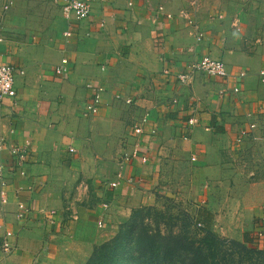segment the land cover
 I'll return each instance as SVG.
<instances>
[{"label":"crops","instance_id":"0c3cea01","mask_svg":"<svg viewBox=\"0 0 264 264\" xmlns=\"http://www.w3.org/2000/svg\"><path fill=\"white\" fill-rule=\"evenodd\" d=\"M3 2L0 64L24 74L0 105V242L10 230L15 245L0 251V264H86L134 210L171 195L169 169L180 161L197 178L191 196L206 205L228 199L246 149L257 173L248 203L264 198V0H94L79 23L64 14V0H12L5 14ZM206 56L223 61L228 77L178 80ZM64 58L70 71L59 75ZM89 86L102 89L96 114ZM26 140L32 156L16 166L11 148ZM137 146L140 155L120 169ZM20 203L30 208L24 218ZM263 205L243 234L248 244ZM212 214L202 207L194 216L210 229Z\"/></svg>","mask_w":264,"mask_h":264},{"label":"rangeland","instance_id":"374dc122","mask_svg":"<svg viewBox=\"0 0 264 264\" xmlns=\"http://www.w3.org/2000/svg\"><path fill=\"white\" fill-rule=\"evenodd\" d=\"M4 1L5 3L3 2L1 6L4 10L3 14L12 7L6 8L12 0ZM247 135L248 131L245 136ZM248 154L246 149L240 148L238 151L237 160L232 167L235 173V180L231 182L233 191L229 193L228 199L209 197L206 205L200 203L197 194L191 196L192 179L197 178L195 172L193 173L184 161H180L169 169L171 177L168 189L171 195L160 197L155 206L134 210L129 219L119 226L107 242H111L128 224L133 227L127 226V231L131 228L133 233L138 235L143 232L144 237L155 236L164 243L177 246L176 260H183L184 264H264V245L248 244L243 236L252 226L253 220L258 215L257 210L264 202V198L256 197L248 203L251 197L247 195L250 192L247 184L255 182L256 180L251 178L257 176L254 171H248L250 167L247 165L249 164ZM250 173H252L251 176H249ZM202 207L213 211L210 229L199 226L196 222L194 214ZM136 211L139 212L136 213ZM134 238L135 236L131 241H134ZM123 242L124 251L130 256L133 251L132 245L128 240ZM109 248H113L112 243ZM133 255L137 256L135 252ZM118 259L123 260L124 255L120 254ZM144 260L143 257L141 261ZM137 262L136 260L135 264ZM169 262L165 260L161 264H169Z\"/></svg>","mask_w":264,"mask_h":264},{"label":"built area","instance_id":"2783aa9c","mask_svg":"<svg viewBox=\"0 0 264 264\" xmlns=\"http://www.w3.org/2000/svg\"><path fill=\"white\" fill-rule=\"evenodd\" d=\"M94 0H64L63 12L66 17L71 18L74 22L79 23L80 21L88 18L92 12V4ZM12 4V1L10 2ZM8 4L6 8L9 7ZM72 29L66 30L64 36L70 38L73 36ZM70 71L69 67V60L68 58L62 59L61 64L56 68V73L59 75H67ZM195 72H201L208 77H219V78H227L229 73L226 69V66L223 61L213 59L209 56L204 57L200 62L193 66L191 72H182L178 75V80L186 84L189 82L193 74ZM168 74L169 71H166ZM18 74H24V71L16 68L12 64H0V105L3 101L7 98H11L16 96V88H15V81ZM264 74V72H263ZM246 76V72H241L238 77L239 81L235 86L232 88L234 93H238L241 89V82H243V78ZM93 90V95L91 98V102L88 105V111L92 114H96L98 112L99 103L101 99V91L102 89L94 86H89ZM130 102V101H129ZM149 122L148 115L145 116L141 123H138L133 128V133L136 135H141L145 133V127ZM197 120L192 118L189 120V124L192 126L196 123ZM251 128H254V125H251ZM156 130H151L152 134H155ZM247 132H243L242 135L244 136ZM6 141H0V151L5 149ZM31 142L30 140H26L24 146H12L11 152L15 158L16 166H22L29 160L32 156V151L30 149ZM70 152H74V149L71 148ZM140 155L139 146L133 154L125 155L119 161L120 169L123 168L124 164L131 162L134 157ZM145 160V158H144ZM22 174L24 172L21 171ZM3 176V165H0V179ZM118 178L121 179L122 171L118 172ZM131 181V179L129 180ZM111 187L116 188L119 186V181L111 182L109 184ZM3 202H6L5 193L3 192ZM19 217L24 218L29 212L30 208L23 203L19 204ZM55 212H51V216L54 215ZM99 226L102 227L103 223L100 221ZM200 226V225H199ZM14 234L10 230L5 231V235L3 236L0 242V251L9 254L15 249L14 241H13ZM255 245L263 246L264 245V205L262 206V214L259 216L257 220H255L254 231H253V243Z\"/></svg>","mask_w":264,"mask_h":264},{"label":"trees","instance_id":"16d2710c","mask_svg":"<svg viewBox=\"0 0 264 264\" xmlns=\"http://www.w3.org/2000/svg\"><path fill=\"white\" fill-rule=\"evenodd\" d=\"M137 212L139 211H136V213ZM127 226L128 224L124 226L125 228L121 229L120 233L111 242H105L95 247L93 255L86 264H135L136 260L138 261L137 264H152L158 262L161 264V262L165 260L170 261L169 264H184L183 260H176V255L178 253L177 246L164 243L161 239H156L155 236L149 235V237H144L143 232L138 235L135 232L133 233L131 228L127 231ZM128 227L133 226L129 225ZM134 236V241H131ZM123 240H128L132 245L133 251L130 253V256L124 251ZM168 242H170V240ZM111 243L113 245L112 249L109 248ZM133 252H135L137 256H134ZM120 254L124 255L123 260L118 259ZM143 257L145 260L141 261Z\"/></svg>","mask_w":264,"mask_h":264}]
</instances>
